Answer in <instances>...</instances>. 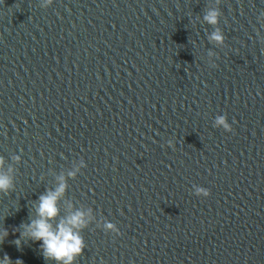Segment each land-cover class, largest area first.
<instances>
[{
  "label": "water",
  "instance_id": "obj_1",
  "mask_svg": "<svg viewBox=\"0 0 264 264\" xmlns=\"http://www.w3.org/2000/svg\"><path fill=\"white\" fill-rule=\"evenodd\" d=\"M0 174L10 264L61 176L75 264H264V0H0Z\"/></svg>",
  "mask_w": 264,
  "mask_h": 264
},
{
  "label": "clouds",
  "instance_id": "obj_2",
  "mask_svg": "<svg viewBox=\"0 0 264 264\" xmlns=\"http://www.w3.org/2000/svg\"><path fill=\"white\" fill-rule=\"evenodd\" d=\"M48 3L51 4L52 0H48ZM218 16L219 13L217 11L211 10L205 15L204 19L208 23L216 24L218 23ZM210 40L216 44L223 45L224 36L219 28L212 32ZM213 127L222 128L225 132L232 131V124L229 123L227 116L224 114L215 117ZM168 145L172 146L171 140L168 141ZM86 166L85 161L81 160L79 168H85ZM79 168L74 172H69L68 175L74 177ZM59 180L60 183L55 190L47 191L39 196L38 202L35 204L36 219L30 220L27 224L22 223L19 226L22 229L19 232V238L13 242L19 248L22 241L24 243L40 241L39 249L45 260L54 261L55 264H75L76 258L85 247V241L80 232L87 226L91 217L90 213L86 214L76 210L53 223L60 211L58 199L66 190L64 177H59ZM11 186V179L7 175L0 174V192H7ZM192 188L193 194L198 197L206 198L211 194L208 188L200 185H193ZM103 227L106 232L115 233L116 235L120 234L119 228L112 222H104ZM7 236L8 231L0 228V242ZM0 264H10L7 254L0 259ZM16 264H21V261L17 260Z\"/></svg>",
  "mask_w": 264,
  "mask_h": 264
}]
</instances>
